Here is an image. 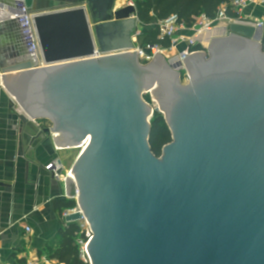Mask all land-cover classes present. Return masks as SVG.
Instances as JSON below:
<instances>
[{"label":"water","instance_id":"1","mask_svg":"<svg viewBox=\"0 0 264 264\" xmlns=\"http://www.w3.org/2000/svg\"><path fill=\"white\" fill-rule=\"evenodd\" d=\"M0 3H5L0 0ZM32 14L41 61L2 69L19 120L50 121L63 149L89 144L67 173L88 221L93 264H264V48L233 26L207 52L141 64L134 6ZM13 0L12 9H20ZM29 53V52H28ZM190 81L182 83L178 68ZM150 92L157 105L143 99ZM155 101H152L155 103ZM172 142L157 157L151 118ZM73 179H72V177Z\"/></svg>","mask_w":264,"mask_h":264},{"label":"crops","instance_id":"2","mask_svg":"<svg viewBox=\"0 0 264 264\" xmlns=\"http://www.w3.org/2000/svg\"><path fill=\"white\" fill-rule=\"evenodd\" d=\"M0 3V71L29 57V48L24 38L21 23L12 19L17 10L8 7L13 0ZM135 0H33L36 12H51L80 5H93L98 15L119 11L134 6ZM103 3L105 8L103 9ZM243 17L264 18L263 6H250ZM152 28L140 22V32ZM221 29V30H220ZM218 28L219 34L225 28ZM222 31V33H221ZM262 31H258L260 36ZM176 36L189 37L185 30ZM181 50L185 45H180ZM22 113L15 99L0 86V263L24 264L27 261L50 259L53 264H64L49 258L47 253L55 251L61 242V230L73 223L67 221L63 201L69 197L67 177L54 175L49 166L61 160L66 170L69 157L66 150L57 146L55 133L42 132L41 121L22 123ZM74 165V164H73ZM73 167V166H72ZM72 169V168H71ZM29 229V230H28Z\"/></svg>","mask_w":264,"mask_h":264},{"label":"built area","instance_id":"3","mask_svg":"<svg viewBox=\"0 0 264 264\" xmlns=\"http://www.w3.org/2000/svg\"><path fill=\"white\" fill-rule=\"evenodd\" d=\"M18 6L20 9H17V12L11 13V18L18 20L21 23L22 31L24 38L27 42L29 48V57L39 64L41 61V52L39 48V42L35 28L33 26L32 14L27 12V9L24 5V0H18ZM264 0H226L222 3L215 17L210 18L205 14L200 15L196 18L194 24L191 27H187L184 24H178L176 16L172 15L169 18L159 21L158 27L160 30V38H168L171 40V47L177 48L181 44L185 45V49L181 51L184 55H189L192 53L190 51V46L197 45V36L204 34L205 32L212 31L214 28L218 27L221 24L227 22L240 24L244 28L253 29L254 33L262 31L260 43L264 48V20L263 19H254L243 17V12L247 7L250 6H263ZM181 28L185 31L192 32L193 36H181L177 37L178 28ZM164 48L157 45L147 46L146 50L139 47L138 53L140 57H144L147 60H151L157 57L158 54L163 52ZM177 70H180L178 68ZM1 75L3 73L0 71V86L3 87ZM184 81L188 83L190 81L189 73H185ZM76 201V199H75ZM81 212L79 206L77 205L70 210H68L64 217L67 218L70 215ZM80 226V233L77 237V244L79 247V257L83 264H93L91 256L89 254L88 245L93 237L92 229L84 216L80 220L75 221ZM29 230V229H28ZM2 264V263H0ZM24 264H53V262L48 258H43L42 260H32L27 261Z\"/></svg>","mask_w":264,"mask_h":264},{"label":"trees","instance_id":"4","mask_svg":"<svg viewBox=\"0 0 264 264\" xmlns=\"http://www.w3.org/2000/svg\"><path fill=\"white\" fill-rule=\"evenodd\" d=\"M138 6L137 17L139 21L152 26L149 30L141 33L137 38L138 45L143 48L146 46L157 45L165 49L171 47V40L160 38L159 21L165 20L174 15L178 24L191 27L196 18L205 14L213 18L219 6L226 0H135ZM190 51H206L200 45L190 46ZM172 142L171 132L165 123L163 115L155 113L151 120V131L149 144L152 152L158 157L162 154L163 147ZM63 207L72 209L76 206L75 200L63 201ZM80 233V226L71 223L61 230V242L59 247L47 253L49 258L57 259L64 264H83L79 257V247L77 237Z\"/></svg>","mask_w":264,"mask_h":264},{"label":"rangeland","instance_id":"5","mask_svg":"<svg viewBox=\"0 0 264 264\" xmlns=\"http://www.w3.org/2000/svg\"><path fill=\"white\" fill-rule=\"evenodd\" d=\"M135 2V4H136V6H137V3H136V1H134ZM137 8H138V6H137ZM263 20H264V18H262ZM233 26H241L240 24H234V23H229V22H227V23H223V24H221V25H219L218 27H216V28H214L213 30H215V29H218L219 27H224L225 28V32L224 33H222V34H219V33H217L216 35H213L212 36V38H211V40L209 41V43L208 44H204V43H202L200 40H197V44L198 45H200L201 47H203V48H205L206 50L209 48V46H210V44H211V41H212V39L213 38H217V37H222V36H226L227 34H229V33H232L233 31H232V28H233ZM181 28L179 27L178 28V31L180 30ZM182 30V29H181ZM212 30V31H213ZM190 33V36H193V33L192 32H189ZM257 33V32H256ZM256 33H254V35L253 36H255L256 35ZM262 33V32H261ZM259 38H261V34H260V36H259ZM260 40V39H259ZM139 46V45H138ZM140 47V46H139ZM145 50H146V48H147V46L146 47H143ZM181 47L180 46H178L177 48H173V47H170L169 49H165L164 48V50H163V52L160 54L165 60H166V62H167V64H168V62L169 61H171V60H173V59H177V58H179V59H181ZM204 52H206V51H204ZM153 59H151V60H147L146 58H144V57H141V60H140V62H141V64H146V63H148L149 61H152ZM179 73H180V76H181V79H182V83L183 84H186V82L184 81V75H185V73H187L188 71L185 69V67H180V70H177ZM143 99L145 100V102H147L148 104H150V105H152L153 106V104L154 105H157V103H156V101H155V98H153L152 97V94L150 93V92H148V93H146L145 95H144V97H143ZM152 101H155V103H153ZM161 115H163V117H164V114L162 113V112H159ZM165 120V119H164ZM42 123L45 125V126H48V127H51L52 126V123L50 122V121H42ZM165 123H166V121H165ZM166 125H167V123H166ZM168 126V125H167ZM89 138L90 137H88L87 138V142L89 141ZM86 143V142H85ZM88 144V143H87ZM86 144V145H87ZM85 145H83L82 147H77V148H72V149H70V150H66L65 152V154H68L69 155V157L67 158V160H66V169L69 171V173L71 172V168H72V166H73V164L75 163V161H76V159L78 158V156L82 153V151L84 150V148L86 147H84ZM72 177V176H71ZM72 179H73V177H72Z\"/></svg>","mask_w":264,"mask_h":264},{"label":"bare ground","instance_id":"6","mask_svg":"<svg viewBox=\"0 0 264 264\" xmlns=\"http://www.w3.org/2000/svg\"><path fill=\"white\" fill-rule=\"evenodd\" d=\"M221 27H219L220 29ZM221 30V29H220ZM218 32L217 29L213 30V31H209V32H205L203 35L200 34L199 36H197V39L200 40L202 43L204 44H208L209 41L211 40L212 36L213 35H216ZM222 33V31H221ZM218 35V34H217ZM89 141H90V138H89ZM89 141L87 142V140L85 141L86 143H84L83 145L87 146L89 144ZM88 143V144H87ZM87 144V145H86ZM84 146V147H85Z\"/></svg>","mask_w":264,"mask_h":264},{"label":"flooded vegetation","instance_id":"7","mask_svg":"<svg viewBox=\"0 0 264 264\" xmlns=\"http://www.w3.org/2000/svg\"><path fill=\"white\" fill-rule=\"evenodd\" d=\"M154 116V115H153ZM153 116H152V118H153ZM152 118H151V120H152ZM42 122V121H41ZM52 126H53V124H52ZM46 127H48V126H45V128ZM171 143V142H170ZM169 144V143H168ZM167 145V144H166ZM164 148V147H163ZM162 152H163V149H162ZM162 155V154H161ZM158 157H160V156H158Z\"/></svg>","mask_w":264,"mask_h":264}]
</instances>
